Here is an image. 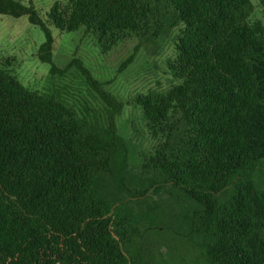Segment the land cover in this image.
Segmentation results:
<instances>
[{"label":"trees","instance_id":"obj_1","mask_svg":"<svg viewBox=\"0 0 264 264\" xmlns=\"http://www.w3.org/2000/svg\"><path fill=\"white\" fill-rule=\"evenodd\" d=\"M253 12L251 0H56L44 20L33 0H0V15L27 16L44 32L38 58L51 74L66 69L53 61L48 24L83 31L103 52L136 39L120 71L139 47L183 26L168 61L180 83L128 102L159 141L142 160L146 182L179 194L198 240L176 264H264V25ZM68 67L106 105L103 122L0 64V264H153L147 235L169 231L165 216L111 192L145 195L126 181L129 147L116 122L125 102L81 60Z\"/></svg>","mask_w":264,"mask_h":264},{"label":"rangeland","instance_id":"obj_2","mask_svg":"<svg viewBox=\"0 0 264 264\" xmlns=\"http://www.w3.org/2000/svg\"><path fill=\"white\" fill-rule=\"evenodd\" d=\"M20 1L29 4L30 0ZM55 1L33 0V4L46 20V13ZM251 1L254 12L250 21H259L264 25V4L259 0ZM48 28L55 38L53 61L59 69H66L63 75L51 74L50 65L39 60L38 49L45 41V34L39 27L32 25L27 16L15 18L0 15V64L30 90L39 93L54 91L79 116L103 122L107 114L106 105L89 88L80 72L68 67L73 59H79L95 79L105 85L107 91L125 102L116 122L119 135L129 147L126 181L129 187L144 191L145 195L128 194L113 185L111 192L119 204L131 206L138 211L158 208L163 213L170 226L169 231L147 235L148 248L154 255L153 264L180 262L184 250L197 246L198 240L189 233L180 213L179 194L170 185L156 188L146 182L142 160L146 154L155 150L159 141L149 132L140 108L128 102L140 93L164 91L180 83L171 73L168 61L176 58V42L183 26L166 31L152 44L139 47L133 61L122 71L121 66L134 53L138 44L136 39L103 52L94 38L85 35L83 31L61 33L50 24ZM257 181L264 184V168Z\"/></svg>","mask_w":264,"mask_h":264}]
</instances>
